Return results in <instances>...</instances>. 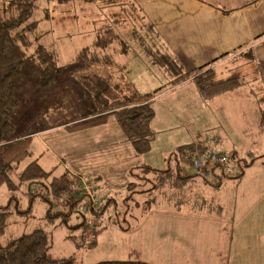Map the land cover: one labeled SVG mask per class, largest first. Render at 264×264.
<instances>
[{
    "label": "rangeland",
    "instance_id": "rangeland-1",
    "mask_svg": "<svg viewBox=\"0 0 264 264\" xmlns=\"http://www.w3.org/2000/svg\"><path fill=\"white\" fill-rule=\"evenodd\" d=\"M13 1L0 0V13L8 10ZM35 2L37 8L31 19L37 25L27 29V58L20 72L24 87L16 91L20 104L12 133L17 139L10 137L8 142L0 143V206L10 204L6 226L0 233V247L42 228L48 235V252L60 259L59 264L126 259L132 249L153 264H264V131L259 128V120L255 122L264 110V83L255 64L247 63L246 57L238 54L218 68L219 77L237 72L247 83L215 96L240 90L230 99L242 102L215 107L213 103L217 102H210L215 97L204 99L190 78L183 80L189 83L179 88L167 85L177 71L156 57L155 48H149L158 41L147 23L151 16L147 15L145 0H123L119 8V0H76L71 2L77 5L73 11L58 0ZM54 3L58 6L49 9ZM85 3L102 11L101 15L95 12L92 17L91 11H82L80 7ZM65 15L82 19L80 25L97 19L100 26H110L113 49L94 46L95 30L92 41L89 35L75 33L76 26L65 22ZM80 28L85 30V26ZM90 43L92 52L104 55L112 49L122 56L129 66V73L123 68L126 77L142 92L153 93V118L159 121V131L152 127L156 133L148 151L134 150L111 112L93 113L90 96L84 89L75 85L66 91L61 87L50 96L38 85L34 73L38 61L32 58L35 46H55L61 53V57L56 54L61 66L74 58L82 44ZM152 86L154 89H150ZM40 111L48 112L44 116L52 115L51 125L41 123ZM165 113L171 116L170 122L163 119ZM216 119L227 135H221L220 127H213ZM190 133L202 140H215L218 151L237 154L241 164H251L244 167L243 175L224 178L216 187L209 183L217 179L216 174L205 166L204 154L197 152L198 159H184L195 177L182 190L170 185L152 189L158 183L155 172L144 175L142 171L147 166L164 170L172 165L177 147L183 145L181 140H186L184 144L193 142ZM52 148L65 157L45 168L51 172L48 179L21 183L10 190L6 178L18 183L22 169L38 160V155L45 153L51 161ZM234 160L229 162L231 169ZM64 171L79 181L78 188L85 194L67 220L62 215L50 216L48 203L42 199L50 178ZM33 191H37L34 196ZM12 196L14 200L9 202ZM203 198L212 210L201 203ZM216 204L223 209L215 210ZM60 209L54 202L50 211ZM94 209L103 213L98 221L105 227L95 246L77 248L68 236L79 235V224L89 227L96 220Z\"/></svg>",
    "mask_w": 264,
    "mask_h": 264
},
{
    "label": "trees",
    "instance_id": "trees-1",
    "mask_svg": "<svg viewBox=\"0 0 264 264\" xmlns=\"http://www.w3.org/2000/svg\"><path fill=\"white\" fill-rule=\"evenodd\" d=\"M35 1L14 0L8 10L0 13V143L8 142L15 129L14 116L18 114L17 110L20 104L16 91L24 87L23 76L20 72L25 58H27L29 43L27 29H35L37 25L36 21L31 19L37 8ZM58 1L67 2L69 0ZM37 37L35 32V38ZM113 39L114 33L110 26H99L96 29L94 46L105 48ZM34 52L35 55L32 58L38 61V66L34 69L38 78V85L46 90L50 96L56 94V89L58 91L61 87L68 88V86L76 85L84 89L92 102L91 111L93 113L111 112L136 152L144 153L151 148L156 133L151 126L155 114L152 104L153 93L140 91L126 77L123 67L112 56L100 55L96 51L92 52L91 48L86 46L78 51L71 61L59 66L56 53L52 50L43 45H37ZM241 56L246 57L247 63L253 62L256 71L262 76L261 67L252 48L242 52ZM156 57L163 62L166 61L177 71L174 77L167 82V85H175L190 78L204 99L213 98L247 83L245 78L237 72L223 78L219 77L218 71L213 67V63L217 59L190 69L176 61L175 58L160 53L156 54ZM258 120L260 130L264 131V110L261 111ZM206 142L205 139L197 138L196 141L178 146L177 155L173 154L176 155L174 156L175 162L164 170L147 166V170H143L142 173L146 175L147 172H155L158 179V183H155V187L152 189L158 188L160 185H170L182 190L186 182L193 180L195 173L182 171L180 159H192L197 152L204 153L207 149ZM222 153L229 155L231 161L235 158L236 167L230 168L229 171H223L217 166L210 168L213 175L216 174L217 179L216 182L209 183L216 187L221 184L224 178H235L243 175L244 167L251 164V161H244L241 164L240 159L234 153L228 154L223 151ZM50 174L51 172L44 169L38 162L31 161L20 172L18 183L12 182L9 178H6V181L10 190H13L21 183L32 184L46 180ZM131 174L133 175V172ZM79 185V181L67 171L50 178L45 191L42 193L43 201L48 203L50 216L62 215L63 219L67 220L70 214L76 211L82 196L85 195L81 193L78 188ZM36 193L37 191H33L32 196ZM9 200L11 202L14 197H10ZM54 202L61 209L51 213L50 209ZM201 203L206 206L209 205L210 210H212L211 204L206 199L203 198ZM107 206L108 204L103 209ZM9 207V203L0 206V233L6 226L10 214ZM215 207V210L223 209L220 204H216ZM94 213L97 214L94 217L96 220L89 227H86L85 223H81L79 224L82 227L79 235L68 236L77 248H91L97 244V236L105 226H101L98 221L103 213L96 209H94ZM59 262L60 259L54 258L48 252V235L42 228H35L0 247V264H59ZM92 264L153 263L142 259L140 254L132 249L126 259L102 260Z\"/></svg>",
    "mask_w": 264,
    "mask_h": 264
},
{
    "label": "crops",
    "instance_id": "crops-1",
    "mask_svg": "<svg viewBox=\"0 0 264 264\" xmlns=\"http://www.w3.org/2000/svg\"><path fill=\"white\" fill-rule=\"evenodd\" d=\"M73 1L76 0H70L63 3L65 8L73 11V7L75 5L71 3ZM122 1L123 0H120V2H118V8L120 7ZM145 1L146 2L144 4L145 6H147L146 11L148 10L147 15H150L152 17L148 18V20L150 21H148L147 23L148 26L150 25L152 30L157 35L158 41L156 45H154L153 47L150 46L149 48H152V50L153 48H155V50L162 55L174 57L176 61L181 63L186 68L190 69L202 66L228 53L227 56L213 63V67L216 70H218V68L224 65L226 62L238 57V54L241 55V53L245 50L252 48L254 50L256 60L261 67L262 81L264 83V0ZM83 4L80 7L82 11H91L92 17L95 16V12L101 15L102 11L98 12V9H96L95 6H92L89 3L87 5L86 3L85 5ZM54 6H58V4H52L49 9H53ZM76 6L77 5H75V8ZM133 6L135 7V5ZM80 8L78 7L79 10ZM74 18H69V16L67 17L65 15L64 20L67 23L71 21V25L76 26L75 33H84V36L89 35L88 39H91L92 41L94 39V30L96 31L97 29H94L92 24H94L96 27H99L101 25L99 24L100 21H97V19L90 22L84 21L83 25H80L82 19L77 20L76 18ZM112 20L113 19H111V21ZM114 22L117 21H113V24ZM86 25H88L89 27H87ZM82 26H85V30L80 28ZM113 41L115 40H112L111 43L105 47L106 50L113 47ZM91 44L92 43L86 45L82 44L79 47L78 51L86 46L89 47L88 45ZM48 49L52 50L59 57H61L60 51L57 50L55 46L48 47ZM112 49H110V52H108L107 54L112 56L113 59L123 68H126L127 72L129 73V66L127 62L122 61V56L116 55L115 51H111ZM96 52L100 54L99 51ZM66 55L68 57L70 56L67 53ZM186 83H189V80L175 84L174 87L179 88ZM151 88H153V86L150 87V89ZM141 89L139 90L142 91ZM67 90L68 88H66V91ZM240 92V90H235L234 92H229L222 96L215 97L210 102H217V105L213 103V106L215 107L228 105L232 102H242L230 99L232 98V96L237 95ZM246 100L247 99H245V101ZM41 109L39 108L38 110ZM223 113L225 112L223 111ZM44 114H48V112L40 111L39 120L44 126L51 125V118H53L52 115L50 114L48 116H44ZM170 117L171 116L167 113L163 115V119L166 122H170ZM257 121L258 118L257 120H255V122L257 123ZM158 122L159 121L155 122L154 118L151 121V125L153 128H156V131H159ZM172 123H176V120L172 121ZM213 124V127H220L222 136L227 135V131L221 124V122L216 119ZM166 128H168V126ZM197 130L198 129H196V131ZM242 131L243 129H241V133ZM190 136L188 135V138L190 137L191 141H196L197 138L195 135H192L190 133ZM10 137H14V139H17V135L13 136V133L10 135ZM181 141L183 142L182 144L186 142V140ZM47 145L48 148L52 147L49 144ZM52 153L53 156L51 157V161H49V157H47L44 153L41 156H37L38 160H36V162H38L45 169L49 164L53 162L57 163V159L61 162V159H64L65 157L64 155L55 151L53 148ZM182 162L184 163V165L181 164ZM182 162H180L182 170L185 173L191 172V170H189V167L187 166L188 164H185L184 159ZM65 164L69 165L67 162Z\"/></svg>",
    "mask_w": 264,
    "mask_h": 264
},
{
    "label": "built area",
    "instance_id": "built-area-1",
    "mask_svg": "<svg viewBox=\"0 0 264 264\" xmlns=\"http://www.w3.org/2000/svg\"><path fill=\"white\" fill-rule=\"evenodd\" d=\"M206 141L207 150L203 153L204 155H202L205 161V166L208 168V170L213 166H217L223 171H228L231 168L229 164V162H231L229 155L218 151L216 148L217 145L214 143L215 140L213 142L210 138H207ZM198 158L199 157H194L192 160H196Z\"/></svg>",
    "mask_w": 264,
    "mask_h": 264
}]
</instances>
